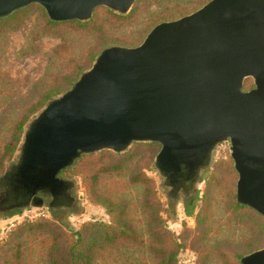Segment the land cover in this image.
I'll return each mask as SVG.
<instances>
[{"label": "water", "instance_id": "water-1", "mask_svg": "<svg viewBox=\"0 0 264 264\" xmlns=\"http://www.w3.org/2000/svg\"><path fill=\"white\" fill-rule=\"evenodd\" d=\"M135 2L0 0V19L35 4L53 22H86L98 7L125 15ZM247 79L253 88L243 91ZM135 142L160 145L153 168L164 196L185 205L227 142L236 202L264 218V0H210L137 47L103 49L24 126L0 177V216L72 208L77 183L59 174L83 154ZM240 263L264 264V248Z\"/></svg>", "mask_w": 264, "mask_h": 264}, {"label": "rangeland", "instance_id": "rangeland-1", "mask_svg": "<svg viewBox=\"0 0 264 264\" xmlns=\"http://www.w3.org/2000/svg\"><path fill=\"white\" fill-rule=\"evenodd\" d=\"M209 1L136 0L125 15L98 7L90 20L77 21L81 25H50L35 4L0 19V177L16 155L28 120L69 90L103 49L137 47L156 25L187 16ZM55 88L57 94L42 100ZM251 88L252 80H245L243 91ZM38 103L14 151L6 154L13 126ZM159 150L157 143L135 142L119 154L81 155L59 174L77 183L72 208L51 213L45 205L0 216V264H50L52 246L57 264H66L72 245L87 244L83 238L95 239L85 248L88 264H161L167 254L173 255L170 264H241L243 256L264 248V218L236 202L238 176L228 150L215 152L187 205L165 198L153 168ZM98 198L109 201L110 214ZM120 221L131 232L105 241L101 234L110 230L97 227L117 229Z\"/></svg>", "mask_w": 264, "mask_h": 264}, {"label": "trees", "instance_id": "trees-1", "mask_svg": "<svg viewBox=\"0 0 264 264\" xmlns=\"http://www.w3.org/2000/svg\"><path fill=\"white\" fill-rule=\"evenodd\" d=\"M18 12H20V11H18ZM69 23H77L78 25H81L77 21H69ZM48 24L56 26V25H59L60 23L51 22L49 20ZM58 91L59 90H57V88L49 90L47 93L44 94V97H42V100H47L49 97L57 94ZM41 105H42V103H38L37 105H34V106L31 105L30 107H28L25 111L24 116L20 119V121H18L13 126L12 136L10 137L8 143L4 147L6 154L12 153L14 151L15 145L19 140V135L22 131V127H23L24 123L26 122V120L28 119L29 116H31L33 113H35L41 107ZM148 191H149V189L147 190V192ZM97 201L99 204H102L103 206H105L107 208V211L109 212V214L111 213L112 209L110 210V208H108V205H107V203H109L108 200L98 198ZM236 207H237V205H236ZM153 218L155 219V214H154ZM160 223H161V221H160ZM42 225L46 226V224H42ZM92 226L94 227L95 225H92ZM99 226L100 227H97V229L99 231L104 230V232H105L108 229L110 230V232H108V233H102L101 234L102 238H104V240L107 242H112L113 240L117 239L118 237H120L122 235L127 237L128 232H131V227H129L123 221H120L117 229L115 227H107L106 225H99ZM83 241L87 242V244H85L84 246L72 245L69 248L68 262L66 264H78V261H80L81 264H88L89 256L87 254H85V251H86L85 248H88L89 243L93 244L95 242V239L94 238H90V239H84L83 238ZM53 249H54V246H52L50 251H49V262H50V264H57V261L55 259V255L53 253ZM172 260H173V255L167 254L163 257L161 264H170V262ZM174 264H176V263H174Z\"/></svg>", "mask_w": 264, "mask_h": 264}, {"label": "built area", "instance_id": "built-area-1", "mask_svg": "<svg viewBox=\"0 0 264 264\" xmlns=\"http://www.w3.org/2000/svg\"><path fill=\"white\" fill-rule=\"evenodd\" d=\"M228 146L229 145H228L227 142L220 144L218 146L217 150H216V155H218V154H220V155L224 154L228 150ZM40 214H42V213H40Z\"/></svg>", "mask_w": 264, "mask_h": 264}]
</instances>
